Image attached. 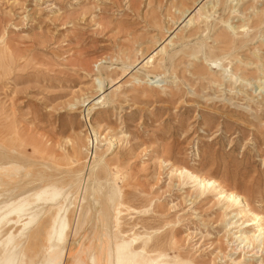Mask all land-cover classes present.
<instances>
[{"label":"rangeland","instance_id":"rangeland-1","mask_svg":"<svg viewBox=\"0 0 264 264\" xmlns=\"http://www.w3.org/2000/svg\"><path fill=\"white\" fill-rule=\"evenodd\" d=\"M207 10L209 30L187 23ZM0 158L11 264L95 250L118 264L122 245L133 264H264L252 216L181 174L216 180L264 223V0H0ZM35 189L45 202L25 227L9 212Z\"/></svg>","mask_w":264,"mask_h":264},{"label":"bare ground","instance_id":"bare-ground-1","mask_svg":"<svg viewBox=\"0 0 264 264\" xmlns=\"http://www.w3.org/2000/svg\"><path fill=\"white\" fill-rule=\"evenodd\" d=\"M193 2H194V0H193ZM202 2H203V0H202ZM195 4H197V3L195 2ZM199 6H201V5H199ZM214 8L215 7L213 6L211 8V10H213ZM186 10L187 9H184L181 12L182 13V16L185 14L184 12ZM230 10H231L230 11L231 14H233L234 12L237 13V11H236L235 8H230ZM193 12L195 13V11H193ZM199 12L197 13V16L196 17H190L188 19L187 23L189 25H191L193 23H198L199 20L203 17L204 20H205V27H206L207 30H209L210 27H211V17H210L211 15H208V13L210 11L207 10V11H203L202 13H199ZM212 23H213V21H212ZM219 23L231 27V25L228 22V20L227 21L221 20V21H219ZM231 28H232V30H236L237 29V28L235 29L234 27H231ZM239 29H241L242 30L241 32L242 33H245V35L247 34L248 28H245L244 26H241V27L238 28V30ZM198 30H199V28H196L195 31H193L192 33L189 34V37H192L194 34H197L198 33ZM214 41L215 42H219V43L224 44V45H227L228 43L230 44L232 42L231 41V38L228 35H220L217 38H215ZM201 51H202V47H199V50L196 51V53H199ZM205 60L208 63H212V60L209 57H206L205 56ZM218 61L217 60L215 61V63H217V65L219 64ZM98 163H99V161H98ZM7 164H9V163H7ZM11 164H12V162H11ZM18 168H19V166H18ZM187 170L184 169L183 172H181V174L183 173L186 176V179L187 180H190L193 183H196L197 184L198 191H199L200 194H203L205 192V191H203L205 188H208L213 193H217V195L219 196V201L220 200L224 201V205H225V208L226 209H230L231 208V209H234L236 211L235 212V215H234V218L240 217L239 219H242V218L246 217V215L250 214L252 216V219L250 221L246 222L247 223V227L257 225L255 229H256V232L259 233L258 236H260L261 234L264 235V223L263 222L262 223L260 222L262 219L260 218L259 215H256V214L252 213L251 210L249 208H247V205H245L243 203L244 200H243V198L240 195H238V194H236L234 192H229L228 190H226L224 188V186H222L216 180H213V179H210V178L200 177V176L195 175V174H193V173H191L190 171H187ZM106 172H107V170H106ZM27 184H29V183H27ZM92 185H93V183H92ZM24 187H23V189H24ZM25 188H27V186ZM39 190L40 189H37V190L35 189V191L33 190L34 192H32V194L30 196H27L28 197V200L27 201H25L24 203L17 204L9 212V213H13V212L16 213L19 218H22L24 216L27 217L28 222L25 224V227L31 225V223L34 222V219H35L36 215L40 213V211L42 210V207L44 205L45 200L42 199V195H43L42 192H44V191H39ZM51 191H53V190H51ZM23 194L24 195H28V194H30V191H28V189H25V192ZM118 194H119L118 187H115V188L113 187L112 190L109 192V195L107 196V198L112 201V199L113 198H116L118 196ZM54 196H56V195H55L54 192H52L50 194L49 201H53L54 200ZM47 201H48V199H47ZM84 213L85 212H83V214ZM83 214L81 213V217H83ZM63 222H65V218L61 217L60 215H58L54 219L53 228H52L51 232L49 231L50 232L49 245H50V248L51 249H57L59 247H62V245L64 244L65 234L66 233L64 234V230L61 231L60 230L61 228L59 230H57V225H59V224H61ZM87 224L88 223H86V222L84 223V225H82V224L79 225L78 224V229L81 230L83 227L85 228L87 226ZM243 224L244 223H242L241 225H243ZM241 225H239V226H241ZM239 233L241 234V236H239L237 239L241 238L242 239V242H249L250 243V241L253 240V238H255V235H252L250 237H248V236H242V234L244 233V232H242V230H239ZM72 235H73V233H72ZM17 239L18 238L16 236L9 235V236L5 237L4 240L1 241V243H0V255H3V257H1V260H0L1 263L0 264H2V263L3 264H11V262L9 261L11 254H8V253H9V250L11 251L12 248H15L16 243H17ZM125 248H126V246L125 245H122L118 249V252H117V261H118V264H124V263L133 264L134 261L128 258L129 253H127V252L125 253L124 252ZM93 252L90 251L89 252V255H87L86 264H98V261L99 260L96 257V250H95V253H93Z\"/></svg>","mask_w":264,"mask_h":264}]
</instances>
